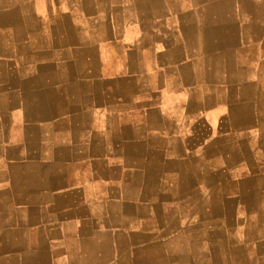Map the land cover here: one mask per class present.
I'll return each instance as SVG.
<instances>
[{
  "label": "crops",
  "instance_id": "1",
  "mask_svg": "<svg viewBox=\"0 0 264 264\" xmlns=\"http://www.w3.org/2000/svg\"><path fill=\"white\" fill-rule=\"evenodd\" d=\"M41 2L54 12L47 16L32 13L33 6ZM234 2L0 0V264H153L139 254L118 253L109 259V241L101 233L104 229L108 232L111 215L109 205L102 202H108L110 196L112 171L109 160L94 157L101 154H94V149H105L107 154L113 149L119 157L137 159L150 152L151 160L116 162L132 166L134 174L129 180L136 193L129 196L134 198L133 205L141 198L154 205L172 201L164 192L149 191L152 187L146 179L142 184L145 161L150 173L159 164L172 176L187 173L183 166L191 165L189 179L195 176L192 189L198 199L193 202L195 226L209 227L212 235L216 234L217 238L212 236L207 243L212 245V255L216 245L217 251L220 249L217 234L222 229H226L225 234L235 233L239 223L229 225L226 220L221 224V217L214 215L219 214L220 179L205 180L213 177V173H204V160H210L207 150L220 148V138L200 135L203 131L213 133V126L198 122L211 115H225L222 109L226 106L235 109L244 96L238 86L255 85L248 77L231 78L225 66L220 71L223 78L214 76L217 60L241 49L237 44L223 47L219 38L221 27L230 25L222 23L219 6ZM188 6H196L193 12L201 14L203 21H213L206 24H210L209 29L203 28V32L214 34L209 51L199 48V23L193 21ZM214 6L216 18H205V9ZM243 18L252 23L251 14ZM227 19L235 25L238 16L229 12ZM228 32L236 36V29ZM104 51L114 54L115 59L109 55L106 61L101 60ZM7 52L22 56L4 57ZM127 68L139 75L123 74ZM114 70L118 84L133 85L130 96L109 92ZM192 85L196 86L194 92H187ZM258 85L262 102L264 76ZM160 105H165V112L161 108L157 111ZM173 106L183 109L170 111ZM143 116L148 119L143 120ZM128 117L140 122L133 140L124 137L134 127ZM192 118L194 122H190ZM251 129L248 125L244 133ZM95 133L100 137H94ZM190 133L194 148L201 145L202 156L198 149L188 152ZM60 148L70 150L56 156ZM48 150H52L51 156H46ZM249 156L259 160L253 158V150ZM177 181L185 183L181 176ZM123 183L124 179L120 185ZM142 186L147 187L143 193ZM181 189L187 190V186L181 185ZM215 197L219 204L214 205ZM210 212L212 220H203L202 214ZM260 227L259 235L245 229L240 255L229 264H264V217ZM114 241L118 246V237ZM155 241L149 238L146 243ZM146 243L139 239L135 245ZM93 246H97L94 252Z\"/></svg>",
  "mask_w": 264,
  "mask_h": 264
},
{
  "label": "rangeland",
  "instance_id": "2",
  "mask_svg": "<svg viewBox=\"0 0 264 264\" xmlns=\"http://www.w3.org/2000/svg\"><path fill=\"white\" fill-rule=\"evenodd\" d=\"M25 1V0H15ZM235 0L232 4L222 3L219 8L222 16V23H230L226 27H221L219 38L223 47H231L233 44H237L240 47V51L235 54H226L217 60L219 64L215 68L214 76L223 78L221 74V68H225L227 71L232 73L231 78L236 77L245 78L248 77L255 82L254 84H246L238 86L239 93L243 94L241 101L237 103L235 109L229 110L226 106L223 110L225 115L219 117L217 114L206 117L205 119L199 120V124H208L210 127L213 126V133H200V135L213 134L215 137L220 138V148H210L208 153L210 160H204V173L210 175L213 173V177L206 176V182H210L212 178L215 180L220 179V191L221 197L219 198L220 204L217 197L214 199V205L219 204V214L215 212V216L221 217V224L223 221H228L227 224L235 225L239 223L238 228L234 231V234H225L226 229H222L220 234H217L220 238L219 250L217 251L218 245L215 246V254L212 255L211 243L212 235L211 229L205 227V229L197 228L194 214L196 204L193 202L197 201L196 195H193L197 191L192 189V184H195V176L193 179H189L192 176V166H183L184 170L188 171L178 176L183 177V181L178 182V176H172L164 173L165 165L156 166L153 172H149V167L145 161L143 172L141 173L142 184L146 179V184L151 185V192H164V194L170 195L171 202L160 203L156 205L148 204L144 198H141L139 204L133 205L134 198L129 196L133 191L131 180L133 177V170L131 165H121L116 163L120 160H151L150 152L146 151V157L144 159H137L132 156L119 157L118 152L114 150L94 149V155L98 160H109L110 170L112 175L108 183V189L110 190V196L108 202H102L107 204L108 211H110V220L108 223V232L104 231L101 233L102 236L107 237L109 244L107 248V254L109 259L114 258L118 253L132 254L144 258H149L153 264H229L230 259L240 255V242L247 236V233H253L259 235L261 232L260 222L264 217V100H262L260 91L258 88L259 79L264 76V0ZM196 6H188L189 12L192 13V19L194 22L198 21L199 34V48L203 51H209L212 48V39L214 34H210L207 31L203 32L204 29H209L210 24L213 21H203L202 15L193 12V8ZM175 8V7H174ZM31 12L34 14H41L47 16L49 13L54 12V9L41 2V4H35ZM208 12V13H207ZM217 6L207 7L205 9V18H216ZM229 12H235L238 16V21L233 25V21H228L227 14ZM226 14V15H225ZM252 15V23L244 22V16ZM242 16V17H240ZM32 16H29L31 18ZM240 19V20H239ZM51 23V21H50ZM205 24V26L203 25ZM200 28H202L200 30ZM231 28V29H229ZM236 29V36L229 33L228 30ZM31 31V29L29 30ZM31 34V33H29ZM114 37V36H113ZM31 42V41H30ZM190 48V46H188ZM103 50V48H102ZM9 53V54H8ZM123 54V53H122ZM112 55L115 59L114 54H109L106 51L100 53V59L107 60L108 56ZM4 57H13V59H20L22 54H14L7 52ZM190 56H192L190 54ZM24 57V56H23ZM222 58L224 59L222 61ZM123 74L136 78L138 72L129 68L122 70ZM114 76L110 74L109 78H112L109 92H120L124 95H131V88L133 85L130 84H118L114 78H117L114 70ZM202 75V73H201ZM229 77V76H228ZM258 85V86H257ZM163 87V86H162ZM196 86H188L187 92H194ZM198 88V86H197ZM130 92V93H125ZM161 92V89L159 90ZM190 95V94H189ZM191 98V97H190ZM146 104L148 101L146 100ZM149 105V104H148ZM147 107V106H144ZM161 108V110H160ZM165 105L158 107L157 111H164ZM183 108L170 107V111H177ZM232 111V115L229 117L228 113ZM144 119H148L147 116H143ZM134 126L132 129L125 132L126 140L132 137L137 138V131L135 126L140 124L137 118L128 117ZM155 120H160L157 116ZM185 121H189L187 118ZM195 118H192L190 122H194ZM236 125V128H234ZM248 125H252L250 132H245L244 129ZM220 126V128H219ZM96 127V126H95ZM230 127V133L228 132ZM201 128V127H200ZM239 131V133L237 132ZM137 134V135H136ZM97 137L101 134L95 133ZM131 136V137H129ZM192 133L189 134V150L193 151L198 149L201 156L202 151L200 146L194 148L193 141H191ZM236 137L235 140H233ZM128 144V143H126ZM121 148V147H120ZM128 147L126 146V149ZM79 148H76V150ZM181 149V148H180ZM247 149V150H246ZM67 148L56 149V156L65 154ZM253 150V158L259 160H250L249 152ZM181 151V150H180ZM247 151V153H246ZM176 153L173 149L172 154ZM112 154V155H111ZM245 154V158L243 157ZM52 150L46 151V156H51ZM156 160V159H154ZM51 161V160H50ZM162 167V168H161ZM221 168L220 171H218ZM200 170V166H198ZM116 175H119V180L116 179ZM171 177V178H170ZM148 178L151 181H148ZM124 179V183L120 185V181ZM187 186V190L181 189V185ZM129 185V186H127ZM207 185V183H206ZM145 186H142V193ZM147 188V187H145ZM122 191L120 192V190ZM163 189V190H162ZM186 193L187 195L181 196L180 192ZM136 193V186L134 189ZM179 194V195H177ZM136 199V196H134ZM167 197L166 200L170 199ZM192 200V203L187 200ZM200 201V200H199ZM211 202V201H210ZM207 210L210 211V207L207 206ZM140 205V206H138ZM139 209V210H138ZM201 214V213H199ZM203 220H212V213H203ZM108 216V215H107ZM112 218L116 220H112ZM139 218V219H138ZM243 224H242V223ZM112 227H118L116 230ZM123 229V232L121 231ZM224 232V234H223ZM118 237V246H115V238ZM156 240L151 245L146 243L147 240ZM204 238V239H203ZM139 239L144 240L146 244H141L140 247L135 245ZM203 239V243L201 240ZM205 245V246H204ZM204 249H201L203 248ZM89 246H86V248ZM105 250V246H101ZM82 248V247H79ZM97 246H93V252ZM210 248V249H209ZM203 256V257H202ZM203 258V259H202ZM232 264V263H231ZM234 264V263H233Z\"/></svg>",
  "mask_w": 264,
  "mask_h": 264
}]
</instances>
